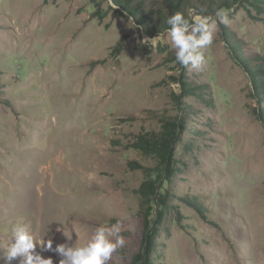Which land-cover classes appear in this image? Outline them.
<instances>
[{"label": "rangeland", "instance_id": "obj_1", "mask_svg": "<svg viewBox=\"0 0 264 264\" xmlns=\"http://www.w3.org/2000/svg\"><path fill=\"white\" fill-rule=\"evenodd\" d=\"M113 2L0 0V264L17 222L52 240L34 255L54 264L58 245L119 225L107 264H127L155 218L141 146L165 137L175 164L151 264H264V0ZM176 12L217 20L197 68L176 60Z\"/></svg>", "mask_w": 264, "mask_h": 264}, {"label": "clouds", "instance_id": "obj_2", "mask_svg": "<svg viewBox=\"0 0 264 264\" xmlns=\"http://www.w3.org/2000/svg\"><path fill=\"white\" fill-rule=\"evenodd\" d=\"M108 4L116 9L117 4L113 0H108ZM228 11L218 9L215 12V17L220 23L228 24ZM167 24L170 26L166 33L171 38L172 48L175 49V57L179 64L187 67L197 68L203 61L201 53L194 54L193 50L197 46L202 48L211 45L213 42V33L217 26V20L210 15H193L191 21L185 16L176 12L167 19ZM128 26L135 28L136 24L133 17H129ZM191 28V31H189ZM200 34L199 38L197 34ZM162 38V34L152 38H145L142 43L147 44L149 41L153 46ZM11 240L4 249L5 264H11V261L20 258V264H54L52 258L44 259L39 255H34V251L39 245L45 251H51L52 240L36 239L31 233L28 224L17 222L11 225ZM107 233V234H106ZM112 237L115 239L113 240ZM125 239L121 235L119 225H113L111 228L103 226L98 227L95 234L85 244L80 246L67 247L65 244H60L54 249L61 254L64 259H61L59 264H107L111 259L112 253L118 248L123 247Z\"/></svg>", "mask_w": 264, "mask_h": 264}, {"label": "trees", "instance_id": "obj_3", "mask_svg": "<svg viewBox=\"0 0 264 264\" xmlns=\"http://www.w3.org/2000/svg\"><path fill=\"white\" fill-rule=\"evenodd\" d=\"M168 6L180 9L184 0H163ZM249 2V0H244ZM142 4L135 3L132 6L134 12H142ZM256 86L260 83V78L257 76L254 79ZM262 94L264 93L261 92ZM264 118V117H263ZM264 124V123H263ZM141 149L147 155L153 157L157 165L152 168H146L145 173L149 179L140 187L142 201L144 204L154 205L155 218L151 223L144 221L143 236L140 242L139 251L132 254L131 259L127 264H151L152 254L157 247V240L160 235V227L166 216V211L169 207V193L161 192L160 183H165L170 180L171 172L175 164V154L173 150V138L165 137L156 144L150 146L142 145ZM160 191V192H157ZM147 218V215H146Z\"/></svg>", "mask_w": 264, "mask_h": 264}, {"label": "bare ground", "instance_id": "obj_4", "mask_svg": "<svg viewBox=\"0 0 264 264\" xmlns=\"http://www.w3.org/2000/svg\"><path fill=\"white\" fill-rule=\"evenodd\" d=\"M31 189V188H30ZM33 189V188H32ZM33 202V201H32ZM29 204V203H28ZM37 204V203H36ZM36 206V205H35ZM28 207V206H27ZM25 208V207H24ZM28 212V211H27Z\"/></svg>", "mask_w": 264, "mask_h": 264}]
</instances>
